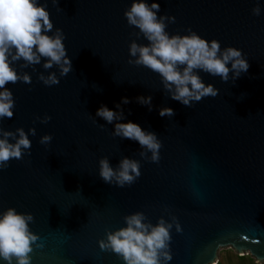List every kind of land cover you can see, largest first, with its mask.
Returning <instances> with one entry per match:
<instances>
[{
  "label": "water",
  "instance_id": "obj_1",
  "mask_svg": "<svg viewBox=\"0 0 264 264\" xmlns=\"http://www.w3.org/2000/svg\"><path fill=\"white\" fill-rule=\"evenodd\" d=\"M131 2L38 0L53 24L48 34L62 30L72 67L61 75L55 64L44 67L46 57L12 64L31 79L5 86L14 107L11 118H0V138L11 132L15 143L22 128L31 147L0 166V214L13 208L33 217L29 264H125L101 242L138 212L145 223L171 225L162 250L169 259L161 254V264H217L219 249L228 246L263 261L264 0H157L169 35L195 32L219 41L221 50L240 49L249 64L227 81L194 70L218 94L190 106L172 99L160 75L130 56L133 41L149 43L127 22ZM50 74L58 84L44 83L41 76ZM125 96L130 102L120 103ZM138 96H151V105ZM102 104L122 112L121 120L97 116ZM162 107L173 115L162 117ZM128 120L155 134L158 160L137 141L115 135V124ZM45 134L52 139L42 144ZM125 157L138 162L140 175L123 186L104 181L100 160L116 170Z\"/></svg>",
  "mask_w": 264,
  "mask_h": 264
},
{
  "label": "clouds",
  "instance_id": "obj_2",
  "mask_svg": "<svg viewBox=\"0 0 264 264\" xmlns=\"http://www.w3.org/2000/svg\"><path fill=\"white\" fill-rule=\"evenodd\" d=\"M160 5L157 0H132L126 8L124 15L129 25L135 26L149 41L147 45H138L133 41L129 46V54L135 57L134 63L143 65L158 73L164 87L170 92L172 99L185 106L203 97H215L218 94L212 84H206L199 72L200 70L213 76H219L227 81L229 73L238 77L246 72L249 64L243 57L242 51L235 47L221 50L217 40L200 36L195 32L187 35H169L166 31L165 16L158 18ZM254 15H260L261 9L256 6L252 9ZM174 21L175 17H167ZM53 28L47 8L38 3V0H0V118L13 116L14 100L11 90L5 87L8 83L23 80L30 83V76L25 73L20 76L12 64L23 59L28 64L39 63L41 57H46L45 68L53 64L59 66L61 75H67L71 70V59L67 55L64 45V34L57 29L49 35ZM132 63L133 61H129ZM46 85L58 84L55 74L47 78L41 76ZM137 102L151 105V96H138ZM128 97H121L123 104H128ZM120 103L116 108L120 107ZM159 114L173 115L171 107H162ZM96 115L108 123L120 121L122 112H117L107 105H101ZM50 117H45L46 122ZM35 133V129H30ZM18 138L10 143L11 132H4L0 138V166H4L11 158L19 159L22 149L31 147V141L22 128L17 129ZM115 135L133 139L142 147L152 152V160L159 158L160 142L154 133L146 132L142 127L131 120L117 122L114 126ZM50 134L41 138L42 144L51 141ZM139 164L127 157L122 159L119 168L114 170L107 158L100 160V176L106 182L113 179L123 186L131 184L138 176ZM31 214H22L13 208L0 214V259L12 264H29L28 253L31 243L37 237L29 230ZM126 226L107 235L102 241L103 247L111 249L123 258L125 264H161L160 255L169 259L162 250L167 247L170 224L161 219L156 225L144 222L142 213H134L125 218Z\"/></svg>",
  "mask_w": 264,
  "mask_h": 264
},
{
  "label": "rangeland",
  "instance_id": "obj_3",
  "mask_svg": "<svg viewBox=\"0 0 264 264\" xmlns=\"http://www.w3.org/2000/svg\"><path fill=\"white\" fill-rule=\"evenodd\" d=\"M217 264H264L263 261L256 260L250 253H238L231 250L230 246L220 248L218 251Z\"/></svg>",
  "mask_w": 264,
  "mask_h": 264
},
{
  "label": "bare ground",
  "instance_id": "obj_4",
  "mask_svg": "<svg viewBox=\"0 0 264 264\" xmlns=\"http://www.w3.org/2000/svg\"><path fill=\"white\" fill-rule=\"evenodd\" d=\"M248 253H250V252H248Z\"/></svg>",
  "mask_w": 264,
  "mask_h": 264
}]
</instances>
